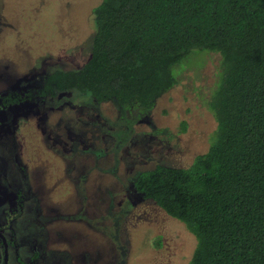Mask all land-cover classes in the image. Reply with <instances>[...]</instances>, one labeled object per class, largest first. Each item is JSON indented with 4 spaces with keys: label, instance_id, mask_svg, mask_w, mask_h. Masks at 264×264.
I'll return each mask as SVG.
<instances>
[{
    "label": "rangeland",
    "instance_id": "rangeland-1",
    "mask_svg": "<svg viewBox=\"0 0 264 264\" xmlns=\"http://www.w3.org/2000/svg\"><path fill=\"white\" fill-rule=\"evenodd\" d=\"M100 1L0 0V96L23 93L0 109V223L24 195L8 264L190 262L194 236L133 183L208 148L221 57L193 48L149 109L44 88L52 70L90 56Z\"/></svg>",
    "mask_w": 264,
    "mask_h": 264
},
{
    "label": "trees",
    "instance_id": "trees-1",
    "mask_svg": "<svg viewBox=\"0 0 264 264\" xmlns=\"http://www.w3.org/2000/svg\"><path fill=\"white\" fill-rule=\"evenodd\" d=\"M92 17L88 59L44 88L149 109L193 48L220 55L208 148L133 184L194 236L189 264H264V0H101Z\"/></svg>",
    "mask_w": 264,
    "mask_h": 264
},
{
    "label": "flooded vegetation",
    "instance_id": "flooded-vegetation-1",
    "mask_svg": "<svg viewBox=\"0 0 264 264\" xmlns=\"http://www.w3.org/2000/svg\"><path fill=\"white\" fill-rule=\"evenodd\" d=\"M22 95H19L18 98H8L9 96L7 97L6 94H2L0 96V109L18 103L19 98H23ZM13 99L17 100L13 101ZM23 198L24 195L21 193L18 199L14 202V208H9L6 210V212H4V220L2 223H0V264L9 263V250L11 248V239L12 237H14L13 223L16 219L19 218V215L21 214ZM36 252L37 250L34 246V252L30 256V261L36 258Z\"/></svg>",
    "mask_w": 264,
    "mask_h": 264
}]
</instances>
